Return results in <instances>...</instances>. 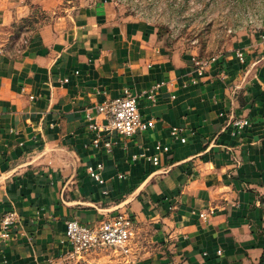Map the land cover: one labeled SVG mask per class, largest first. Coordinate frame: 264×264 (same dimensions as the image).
Listing matches in <instances>:
<instances>
[{
    "label": "crops",
    "instance_id": "obj_1",
    "mask_svg": "<svg viewBox=\"0 0 264 264\" xmlns=\"http://www.w3.org/2000/svg\"><path fill=\"white\" fill-rule=\"evenodd\" d=\"M57 1L0 0V218L16 209L23 219L0 244V264H71L67 223L95 228L121 213L136 228L121 264L257 263L264 22L200 76L193 52L127 17L116 0H76L61 22L34 27L37 9L57 14ZM157 84L153 103L147 92ZM126 88L154 128L132 137L92 130L106 123L97 106ZM242 118L250 125L238 133ZM173 127L185 144L172 140ZM98 134L112 152L94 145ZM158 143L170 151L158 155ZM155 155L158 166L147 160ZM99 164L104 184L89 175Z\"/></svg>",
    "mask_w": 264,
    "mask_h": 264
},
{
    "label": "rangeland",
    "instance_id": "obj_2",
    "mask_svg": "<svg viewBox=\"0 0 264 264\" xmlns=\"http://www.w3.org/2000/svg\"><path fill=\"white\" fill-rule=\"evenodd\" d=\"M122 12L132 19L153 24L162 37L177 49L193 52L209 60L230 53L239 33L261 30L264 22V0H116ZM76 0H58L57 9H37L33 26L51 23L70 13ZM66 21H63L65 23ZM259 209L264 228V192ZM107 256L100 264H121L111 251H96L71 264H90L92 255ZM89 257V258H88ZM116 261V262H115ZM118 261V262H117ZM69 263V262H64ZM93 264V263H92Z\"/></svg>",
    "mask_w": 264,
    "mask_h": 264
},
{
    "label": "built area",
    "instance_id": "obj_3",
    "mask_svg": "<svg viewBox=\"0 0 264 264\" xmlns=\"http://www.w3.org/2000/svg\"><path fill=\"white\" fill-rule=\"evenodd\" d=\"M237 56L244 62V54L242 52H237ZM218 59V57H213L205 60L194 56L193 64L198 74L204 76L211 64L216 63ZM64 82L68 83L69 79H65ZM162 86L163 84H157L147 92L148 98L153 103L156 102L157 94ZM97 113L104 117L106 123L102 126L92 124L90 128L99 133H117L125 137H132L139 132L148 131L155 126L153 119H143L138 107V97L128 88L123 90L120 97L115 99L107 98L100 103L97 106ZM87 117L90 121L94 120L90 112L87 114ZM233 125L237 132L241 133L250 125V122L245 118L236 119L233 121ZM171 138L173 141H180L183 144L187 142L184 129L179 127L171 129ZM101 142H103V146L107 152H112L113 143L110 140H103L102 136L98 134L94 145L100 147ZM156 151L159 155L168 153L170 148L158 143ZM158 155L148 157L147 160L158 166L160 163ZM103 170V164H99L97 168H89V175L99 184H104L105 180L102 177ZM120 178H123V176H120ZM200 217L205 221L210 219V215L205 213H202ZM22 222V216L16 209L5 213L0 218V244L11 240L13 229L20 226ZM135 229L134 220L125 213L112 216L95 228H91L78 220H72L67 223L65 241L72 248L70 251L72 259L81 260L91 252L105 250L111 251L119 257L128 258L131 256L133 250L132 244L136 237Z\"/></svg>",
    "mask_w": 264,
    "mask_h": 264
},
{
    "label": "trees",
    "instance_id": "obj_4",
    "mask_svg": "<svg viewBox=\"0 0 264 264\" xmlns=\"http://www.w3.org/2000/svg\"><path fill=\"white\" fill-rule=\"evenodd\" d=\"M258 228H259L258 230L259 236L264 238V228L261 229L260 224ZM252 264H264V248H263V253H262L260 260L257 263H252Z\"/></svg>",
    "mask_w": 264,
    "mask_h": 264
}]
</instances>
